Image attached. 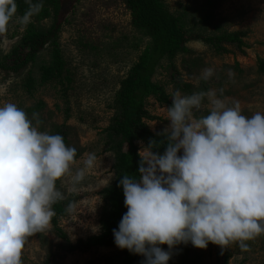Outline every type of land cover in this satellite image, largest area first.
Here are the masks:
<instances>
[{"label":"rangeland","instance_id":"1","mask_svg":"<svg viewBox=\"0 0 264 264\" xmlns=\"http://www.w3.org/2000/svg\"><path fill=\"white\" fill-rule=\"evenodd\" d=\"M61 31L54 45H48L18 75L6 74L0 69V106L14 103L32 119L38 114L39 130L56 133V127L64 125L66 146L76 149L71 174L82 168L87 154L97 157L93 168L86 170L85 178L75 186L66 175L57 180L56 188L63 193V201L74 202L67 207L64 216L58 218V227L67 239L60 238L49 224L42 232L26 239L22 250V264H124L118 248L94 247L86 252H69L67 246L79 240L101 233V217L108 205L103 191L115 179L113 165L116 155L109 149L104 130L115 115L114 93L137 56L149 44V40L130 26V14L123 0H69ZM175 15L185 19V28L191 34L212 37L220 34L236 36L242 40V52L228 44L227 53L200 40L186 44L189 53L177 55L173 64L183 81L192 86L190 92L176 89L170 82L167 63L162 61L152 77L168 95L172 103L175 92L190 95L193 92L223 89L226 103H240L242 114L251 116L264 113V0H214L211 7L204 0H161ZM202 5L205 11L202 12ZM212 13V26L196 25L205 13ZM28 24L37 30H47L52 17L37 20L33 15ZM27 24V25H28ZM27 25L15 15L7 31L0 35V62L17 45ZM57 51L65 63L66 80H43L52 63V51ZM167 65V66H166ZM212 68L208 81L199 79L204 68ZM231 71V76L229 75ZM31 79L33 88L27 90ZM167 105L155 97L145 102V110L155 120L145 123L154 135H160L167 127ZM68 109L67 115L65 114ZM208 114L207 100L201 109L194 110V117ZM35 123V121H33ZM138 153L146 148L142 141L136 142ZM248 250L242 251L237 243L222 249L209 243L206 249H198L191 243L171 249L168 264H222L227 252L231 255L227 264H264V234L246 241ZM168 250L167 245H161ZM226 251V252H225Z\"/></svg>","mask_w":264,"mask_h":264},{"label":"clouds","instance_id":"2","mask_svg":"<svg viewBox=\"0 0 264 264\" xmlns=\"http://www.w3.org/2000/svg\"><path fill=\"white\" fill-rule=\"evenodd\" d=\"M25 2L22 25L43 7ZM16 10V0H0V35ZM213 74L204 68L199 79ZM219 92H175L161 133L164 153L153 152L159 141H150L139 154V179L119 181L127 211L113 229L114 244L143 256L142 264H168L170 250L189 243H237L247 251L246 241L264 234V113L245 116L239 101L229 105ZM205 100L208 114L194 117ZM39 124L37 113L30 119L14 103L0 106V264H22L26 239L48 228L53 204L64 199L57 180L70 176L75 191L97 159L87 154L72 175L76 149Z\"/></svg>","mask_w":264,"mask_h":264},{"label":"trees","instance_id":"3","mask_svg":"<svg viewBox=\"0 0 264 264\" xmlns=\"http://www.w3.org/2000/svg\"><path fill=\"white\" fill-rule=\"evenodd\" d=\"M69 0H33V3L41 2L43 7L41 11L35 14L37 20L41 18L52 17L51 26L44 31L37 30L34 25L28 24L22 35L18 39L11 51L0 62V69L6 74L18 75L28 64L34 62L36 56L48 45H54L61 31L64 18L67 11H63ZM75 1V0H74ZM126 10L130 14V26L141 33L149 40V44L137 56L126 75L119 82L118 90L114 93V100L117 104L114 106L115 115L111 118L109 126L104 130L107 134V144L109 149L115 153L116 159L113 165L115 172L114 182L107 187L102 196L106 201L108 208L101 217V233L98 236L88 238L86 241L79 240L76 244L67 246L69 252H86L94 247L118 248L114 244L113 229L118 228L122 215L127 211L124 206L123 189L119 186L120 179L127 174L130 177L139 179L138 167L140 164V155L136 142L142 141L149 145L150 141H159L158 147L152 150L156 154H163L166 148L163 136L154 135L147 127L145 121L155 120L145 110V102L149 97H155L159 103L171 106L168 101V95L164 89L152 81L156 68L162 61L168 62L167 72L170 75V82L181 91L190 92L192 86L183 81L175 66L172 63L179 54L189 53L186 44L192 40H200L207 45L215 48L219 53H227L226 46L234 45L237 50L242 52L244 44L242 40L232 35H216L204 37L191 34L192 31L185 28V19L181 15H175L169 11L161 0H123ZM204 6L211 7L214 0H204ZM17 10L15 15L22 17L28 10L29 5L25 0H16ZM202 5V12L205 11ZM14 15V16H15ZM212 26L219 30L213 23L212 13L205 12L196 25ZM58 52L52 51V63L46 72L44 80L62 81L68 78L65 75V63L61 60ZM264 72V62H261ZM27 90L34 86L33 81L29 79L26 82ZM68 109L65 114L67 115ZM66 127L61 125L56 127V133L60 134L65 142ZM74 202L58 201L53 204L54 216L50 224L55 229L56 234L67 239L66 235L58 227V218L65 215L67 207ZM119 249V248H118ZM122 262L124 264H142L144 257L130 253L127 249L121 250ZM226 252V251H225ZM230 253L227 252L222 264H227Z\"/></svg>","mask_w":264,"mask_h":264}]
</instances>
